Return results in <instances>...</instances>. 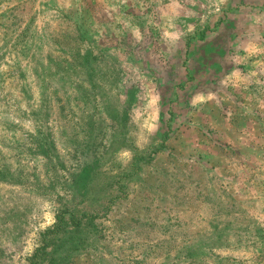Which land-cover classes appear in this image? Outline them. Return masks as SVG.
Here are the masks:
<instances>
[{"label": "rangeland", "instance_id": "1", "mask_svg": "<svg viewBox=\"0 0 264 264\" xmlns=\"http://www.w3.org/2000/svg\"><path fill=\"white\" fill-rule=\"evenodd\" d=\"M35 263L264 264V0H0V264Z\"/></svg>", "mask_w": 264, "mask_h": 264}, {"label": "trees", "instance_id": "2", "mask_svg": "<svg viewBox=\"0 0 264 264\" xmlns=\"http://www.w3.org/2000/svg\"><path fill=\"white\" fill-rule=\"evenodd\" d=\"M59 228V227H58ZM55 229H56V227H55ZM35 260H38V259H35ZM35 264H38V263H35Z\"/></svg>", "mask_w": 264, "mask_h": 264}]
</instances>
